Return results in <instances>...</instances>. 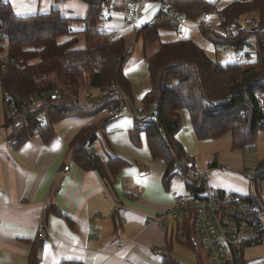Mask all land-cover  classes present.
<instances>
[{
	"label": "crops",
	"instance_id": "crops-1",
	"mask_svg": "<svg viewBox=\"0 0 264 264\" xmlns=\"http://www.w3.org/2000/svg\"><path fill=\"white\" fill-rule=\"evenodd\" d=\"M4 1L17 16L58 8L74 19L72 25L82 21L87 12V4L82 0ZM204 1L214 4L207 10L208 19L202 22L203 13L200 14V25L196 28L188 22L190 18L180 14L186 22L161 29L159 40L148 46V50L143 48L138 31L124 22L130 0H112L105 8L102 14L107 20L100 27L111 36L119 31L120 35L115 37L124 39L129 56L131 45L138 41L141 44L138 58L131 61L132 67L129 68L128 59L123 70L136 95L131 105L140 99L137 107H141L144 95L151 88L149 84L146 91L139 93L135 78L144 75L149 79L145 53L155 50L160 41L190 39L217 60L213 57L215 46L203 37L200 27L221 32L218 11L233 0ZM157 10L156 0H138L141 27L152 21ZM93 89L94 93L100 91ZM4 110H0V264H29L33 253L37 256L36 264H163L165 259L193 264V254L198 258L189 244L177 238L175 219L166 216L163 222L155 220L176 199L190 196L189 182L179 176L165 177L166 161L151 154L145 131L135 128L131 112L124 113L129 117L122 114L103 121L97 116L72 115L69 122H55L48 139L44 140L35 131L17 145L9 137L11 128L3 124ZM180 119L182 125L175 139L181 143L184 154L191 157L193 167L207 170L212 187L244 194L252 190V183L240 172L244 164L240 154L233 152L239 149L231 147L230 131L218 138L198 139L186 109L180 110ZM88 126L93 128L95 137L86 150L102 163L105 177L73 158L77 148L73 140ZM224 137L230 139L229 151L216 147ZM113 157L125 161L115 176L106 166ZM226 164L232 168H219ZM39 223L43 225L42 239L37 238ZM255 245L243 246L244 264H264V251L244 254L247 247ZM156 248L163 252H154ZM184 249H191V256Z\"/></svg>",
	"mask_w": 264,
	"mask_h": 264
},
{
	"label": "trees",
	"instance_id": "trees-1",
	"mask_svg": "<svg viewBox=\"0 0 264 264\" xmlns=\"http://www.w3.org/2000/svg\"><path fill=\"white\" fill-rule=\"evenodd\" d=\"M82 1L87 4V12L82 27L74 28V19L58 8L17 16L8 2L0 0V89L6 106L11 105L3 112V124L11 128L9 137L17 145L35 131L48 139L55 122L64 117L93 116L112 102H133V92L123 72L128 47L123 38L111 36L100 27V16L112 0ZM167 1L174 13H157L137 32L144 49L159 40L161 29L176 27L177 15L194 19L214 6L204 0ZM250 13L256 14L259 21L247 29L239 17ZM218 14L221 27L234 24L233 35L223 36L201 26L203 37L214 46L234 52L245 48L244 61L221 63L190 39L160 41L155 50L145 53L151 88L142 106L146 116L153 114L156 122L144 131L151 154L167 163L165 177L173 176L171 164L184 154L174 136L182 125V109L189 113L196 138L214 139L230 131L233 149L251 145L257 132L264 129V109L260 104L264 101V0H233ZM86 83L88 92L96 88L107 93L82 101L79 89ZM111 85L115 87L109 89ZM38 95L43 96L42 103L29 107ZM93 131L88 126L75 137L73 158L105 177L102 163L86 150L95 137ZM260 161L264 166V157ZM124 164V160L113 157L106 166L115 176ZM188 182L193 193L201 191L196 182ZM254 191L255 184L251 195ZM36 263L33 253L29 264ZM163 264L179 263L165 259ZM236 264H244L242 248L236 254Z\"/></svg>",
	"mask_w": 264,
	"mask_h": 264
},
{
	"label": "built area",
	"instance_id": "built-area-1",
	"mask_svg": "<svg viewBox=\"0 0 264 264\" xmlns=\"http://www.w3.org/2000/svg\"><path fill=\"white\" fill-rule=\"evenodd\" d=\"M158 4L157 13L173 14V8L167 0H156ZM246 1V0H242ZM138 0H130L126 9V24L132 26L135 31L141 28L139 16L137 14ZM100 22H105L107 17L101 14ZM209 12L202 14V22L208 19ZM179 23H185L183 15H177ZM259 17L256 14H249L245 18L246 28L254 27L258 24ZM202 25V24H201ZM234 24L221 27L223 36H232ZM114 36H119V31H114ZM2 34L0 33V38ZM247 58L245 48L236 51L234 59L244 61ZM111 85L109 89L114 88ZM107 91H98L95 95H89L87 100H92L95 96L106 94ZM42 95L35 96L29 103V107H34L42 103ZM7 98V96H5ZM136 97L133 96V99ZM264 109V101H261ZM11 108V105L6 106ZM126 112H131L135 118V128L144 131L150 123L156 122L153 114L146 116L145 110L136 105H129L123 101L112 102L104 106L98 114L104 117L120 116ZM11 140H8L10 142ZM251 149V145L247 146ZM208 167H211L210 165ZM221 170L232 168L230 165H220ZM240 172L247 182L255 184V191L251 195V190L247 193H237L228 190L212 187L208 182L207 170H199L192 166L191 157L183 154L181 158H176L171 164L170 174L179 176L186 181L196 182L201 191L191 193L188 197L176 199L172 206L164 212L157 214L155 220L163 222L166 216H171L178 223L177 238L186 241L189 246L199 256L201 264H236V254L244 245H253L264 242V198L259 195V188L264 183V166L261 161L240 168ZM254 198V200H253ZM37 238H43V225L37 226ZM162 253L161 248L153 250Z\"/></svg>",
	"mask_w": 264,
	"mask_h": 264
},
{
	"label": "rangeland",
	"instance_id": "rangeland-1",
	"mask_svg": "<svg viewBox=\"0 0 264 264\" xmlns=\"http://www.w3.org/2000/svg\"><path fill=\"white\" fill-rule=\"evenodd\" d=\"M121 4V3H120ZM119 7H121V6H119ZM251 14V13H250ZM249 14H242L240 17H239V22L241 23V24H245V18L248 16ZM201 19V16L200 17H198V18H195V19H188V22H192V24H195V26H196V28L200 25L198 22H199V20ZM76 27V28H80V27H82V21H76L73 25H72V27ZM74 27V28H75ZM79 37H81V38H83V36L82 35H79ZM171 39V38H170ZM140 47H141V44H140V41H138L135 45H131V47L130 48H132V51H131V54H130V56H129V58L128 59H130L129 60V63L128 64H130L129 65V68L130 67H132L131 66V61L133 62L135 59H137L138 58V56H139V52H140ZM213 48H215V52H216V56H214V53H213V57L215 58H217L218 59V61L219 62H221V63H230V62H232L233 60H234V52H233V50L232 49H230V48H225V49H221L222 47H217V46H215V47H213ZM149 49V48H148ZM147 49V50H148ZM212 51V50H211ZM213 52V51H212ZM251 56L253 57V52H251ZM254 58V57H253ZM127 70V69H126ZM133 70V69H132ZM137 76V75H136ZM136 79V90L139 92V93H143L144 91H146V89H147V87H148V85L150 84V81H149V79L147 78V76H145L144 77V75H142V76H139V77H137V78H135ZM87 83L85 84V85H83L82 87H80V89H79V98L83 101V100H87V98H88V96L89 95H91L92 93H94L95 92V89H90V91L88 92L87 90ZM96 93H94V94H92V95H95ZM133 96H134V94H133ZM133 96H132V99H133ZM136 96V95H135ZM97 97H99V96H95L94 98H97ZM93 98V99H94ZM138 98V97H137ZM92 99V100H93ZM137 100H139L140 101V99H137ZM139 101H136V106H140L139 105ZM6 108V104H5V102L3 101V94H2V92H1V89H0V110H3V109H5ZM141 108L143 109V110H145L144 109V107L143 106H141ZM146 111V110H145ZM125 116H127V117H129V115L128 114H124ZM123 115V116H124ZM93 116H97L98 118H104V116H102V115H100V114H97V115H93ZM58 121H61V122H63V121H68L69 122V116H67V117H64V118H62V119H60V120H58ZM57 121V122H58ZM193 136V135H192ZM193 138V140H195L196 141V138L193 136L192 137ZM218 144H217V146L216 147H218V148H220L222 151L223 150H227V151H229V150H231V147H230V139H228L227 137H224V138H221L218 142H217ZM214 147V146H213ZM204 148V147H203ZM235 154L237 153V154H240V156H241V159L243 160V164H244V166L245 167H249V166H251L253 163H254V161H258V160H260V159H262L263 157H264V129H260L258 132H257V134H256V136L254 137V140L252 141V143H251V149H248L247 148V146L246 147H243V148H241V149H239V150H235V151H233ZM221 177H222V175H220ZM227 178V177H226ZM228 179V178H227ZM230 180V179H229ZM259 195L261 196V197H263L264 198V183H262L261 184V186H260V188H259ZM263 220H264V218H263ZM185 245V244H184ZM188 245V244H187ZM257 245V246H256ZM255 246H251V247H247L246 249H245V251H244V254H253V253H255V252H258V253H261L262 251H264V243H259V244H256ZM186 246V245H185ZM189 246V245H188ZM189 248H190V246H189ZM192 249V248H191ZM190 249V250H191ZM189 250V251H190ZM184 251H185V253L186 254H188L189 256H191V251L189 252L187 249H184ZM189 258V257H188ZM197 257H195L194 256V254H193V264H201V262L198 260V258H199V256H198V258L196 259ZM195 259V260H194ZM198 260V261H197Z\"/></svg>",
	"mask_w": 264,
	"mask_h": 264
},
{
	"label": "water",
	"instance_id": "water-1",
	"mask_svg": "<svg viewBox=\"0 0 264 264\" xmlns=\"http://www.w3.org/2000/svg\"><path fill=\"white\" fill-rule=\"evenodd\" d=\"M115 117H117V116H114V117H112V118H115Z\"/></svg>",
	"mask_w": 264,
	"mask_h": 264
}]
</instances>
